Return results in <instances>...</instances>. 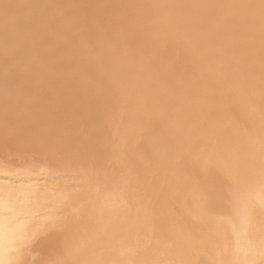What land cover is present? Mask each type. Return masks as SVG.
<instances>
[{"label": "bare ground", "instance_id": "bare-ground-1", "mask_svg": "<svg viewBox=\"0 0 264 264\" xmlns=\"http://www.w3.org/2000/svg\"><path fill=\"white\" fill-rule=\"evenodd\" d=\"M107 3L0 0V264H264V0Z\"/></svg>", "mask_w": 264, "mask_h": 264}, {"label": "rangeland", "instance_id": "rangeland-1", "mask_svg": "<svg viewBox=\"0 0 264 264\" xmlns=\"http://www.w3.org/2000/svg\"><path fill=\"white\" fill-rule=\"evenodd\" d=\"M17 1V0H16ZM18 1H20V0H18ZM22 1V0H21ZM39 1H42L43 3H46L47 5H49L50 4V2L51 1H53V0H36V2H39ZM75 1V2H74ZM79 1L81 2V1H83L82 2V4H81V7H82V11H83V15L82 16H80V17H78L77 15L81 12H79L78 13V10L77 9H75V7H68L69 8V10H68V8H66L64 5H66V4H68L69 2L67 1V0H56L55 1V3H56V5H54V4H50V6H52L51 8H53V9H51L53 12L54 11H56V12H54V13H57L58 11H60V13L62 12H64V14L66 13L67 15H66V21H63L62 20V22L60 23V25H62V26H64V28H67V30L65 31L66 33H69V32H71L70 34H72V35H75V30H77V29H79V31H76V32H80V29H83V30H87V28H88V26L89 25H93V27L91 28V29H93V28H96V27H99V25L101 24L102 26L103 25H105V24H108V22L109 21H107V19H108V13H110L109 11L110 10H113V5H114V3H107V0L105 1V0H72L71 2H74V3H76V2H78L79 3ZM126 1H128V0H126ZM125 0H116V2H118L119 3V10L120 11H126L128 8L126 7V3H124V2H126ZM165 1V0H164ZM10 1H5V4H8ZM49 2V3H48ZM64 2H65V4H64ZM114 2H115V0H114ZM63 3V4H62ZM105 3V4H104ZM61 4L63 5V7L61 6ZM54 5V6H53ZM69 5H71V4H69ZM124 5V6H123ZM7 6V5H6ZM108 6V7H107ZM136 6H139V2L136 4ZM110 7V8H109ZM107 8H108V10H107ZM126 10H125V9ZM150 10H149V9ZM148 8H146L145 9V11L147 12V13H150V12H154V11H157L158 13H159V15H157V17H158V19L160 20L159 22H160V24H163L164 23V21L165 20H163L164 19V13L166 12V14H167V12H168V9L170 8L168 5H165V4H163V5H158V7H155V9L156 10H154V7L152 8V7H148ZM122 9V10H121ZM147 9H148V11H147ZM74 12V13H73ZM76 12V13H75ZM107 12V13H106ZM111 12H114V11H111ZM59 13V12H58ZM61 13V14H62ZM90 15V17L89 18H86V16L87 15ZM106 14V15H105ZM111 14H113V13H111ZM162 14H163V16H162ZM55 15V14H54ZM86 15V16H85ZM109 16H110V14H109ZM112 16V15H111ZM85 17V18H84ZM113 17V16H112ZM58 18V17H57ZM61 21V20H60ZM72 21V22H71ZM64 22V23H63ZM162 22V23H161ZM153 25H155V24H153ZM159 26V25H158ZM70 27H73L72 29L70 28ZM154 27H156V26H154ZM152 28V27H151ZM75 29V30H74ZM89 31V30H88ZM81 32H83V31H81ZM89 32H91V30L89 31ZM86 33V32H85ZM69 34V35H70ZM66 35V34H65ZM107 36H109V35H107ZM106 36V38H107V40L108 41H111L112 40V38H111V36H109V39H108V37ZM88 38H90L89 36H88ZM106 38H105V40H106ZM149 38H150V35L145 39V41L147 42V44H148V41H149ZM97 40H100V39H98V38H96ZM185 40L186 38H185V36L184 37H182L181 38V40ZM90 40V39H89ZM82 40H78L77 38L76 39H74V40H71L68 44V47H66L67 49H71L72 48V46H75V47H77V44H79V42H81ZM86 42H87V38H86V40H85ZM85 41H83V42H85ZM188 47H189V45H188ZM73 49V48H72ZM102 53H104L103 51H102ZM58 72V71H57ZM38 74H39V72H38ZM37 74V77H36V79H35V81L38 79L39 80V75ZM70 74H71V72H70ZM70 74H67V75H70ZM29 81H31V80H27L26 81V83H30ZM32 81H33V78H32ZM36 85V86H35ZM39 82H38V84H37V82H35V84H34V86H33V88L35 89V91H38L39 90ZM49 86V85H48ZM45 87H46V85H45ZM49 88V87H48ZM250 90V89H249ZM39 92V91H38ZM4 97L3 98H5V95H3ZM6 99V98H5ZM36 101V98H35V100H32V102H35ZM200 123H202V124H200ZM199 123V125L198 124H195L194 125V128H193V130L192 131H190V134L189 135H191L190 137L191 138H194V137H197V136H199V137H201V135H199V134H201L199 131L203 128V126H204V124H206V122H200ZM181 155H180V158L179 159H176V162L175 163H178L180 160H181ZM175 165V164H174ZM173 167V165L170 167V168H172ZM155 174H157V173H155ZM156 177V176H155Z\"/></svg>", "mask_w": 264, "mask_h": 264}]
</instances>
